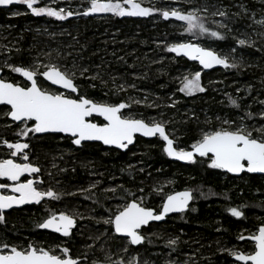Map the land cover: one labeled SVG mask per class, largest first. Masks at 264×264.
<instances>
[{
  "label": "rangeland",
  "instance_id": "374dc122",
  "mask_svg": "<svg viewBox=\"0 0 264 264\" xmlns=\"http://www.w3.org/2000/svg\"><path fill=\"white\" fill-rule=\"evenodd\" d=\"M158 1L164 3V5H162L163 8H161L162 10L177 9L186 13L195 9H200L201 11L198 12V15L212 18L217 28L229 34L232 38L231 42L226 44H216L212 41H208L206 44L194 42L185 36L186 25L184 22L177 21L175 18L171 17L165 20L160 12L158 13L157 11L144 17L125 16L129 19L150 20L149 24L146 25V28L144 27L143 30L137 27L127 28V32L124 34V38L120 43L122 46L123 42H127L126 38L133 41H139L147 37L152 38L151 44H148L151 47L148 50H144V54L149 53L148 56H145V60L148 61L149 64L155 65V72L160 81L155 84L156 82L147 79L145 74L139 75L137 72L129 76H127V74L116 73V79L112 81L111 79L103 78L99 69L90 72V67L80 61L79 56L82 55L83 52L82 46L84 43H87L88 40L85 38L87 36H85L78 27H84L89 17H107L114 15L110 13L91 14L88 16L79 15L77 13L83 12L89 5L85 7L81 6L78 0H40V6L47 5L56 9L62 7L66 11L71 10L74 15L58 23H49L47 19H42L41 22H25L26 31L30 30L32 31L31 33L34 34V39L31 40V44L36 49L30 51L26 58L17 61L15 53L21 50L24 44L23 34L26 31L20 30L12 24H1L0 69L3 71V79L21 84L23 82L22 78L18 74L11 72L8 67H5V64L16 66L39 64L41 70H43V65L49 63L57 64L61 67L66 66L68 69H73L76 72L75 82L79 86L78 91L80 95L91 98L97 102H125L130 104L131 107L124 109V115H132L136 118L142 117L146 121L155 119L164 122L170 137L175 139V146L188 151L191 150V145L201 137L203 132L219 129L220 127H228L229 125L224 124V121H235L232 127L238 124H244L249 128H260L264 126V119L261 118V113H264V73L247 80L239 78L236 74L237 69L252 70L264 66V25L258 23V21L264 20V0H219L217 3H213L212 0H201V2L200 0H137L143 7L149 8L156 5ZM17 6L19 5L14 4L9 6L13 11L10 12L8 18L25 17L26 15L32 17L34 21L36 20L37 17L31 15L24 5H21L24 6L23 10L19 9ZM204 8H207L206 12L203 11ZM218 11H225L227 14L231 13L240 17L242 19V25L233 27L224 21L222 16L218 14L216 16L212 15L213 12ZM17 12L20 14L15 15ZM163 23L168 24V27H163ZM221 24L227 25V27H219ZM165 28L172 32H176V34L169 37L170 35H168V31H165ZM95 31L96 34L99 35V39L102 43L106 44L111 42L112 38H107L108 35L106 32H101L100 34L98 29ZM112 32L114 33L109 35L119 34L121 36V32L116 28ZM240 39H244L248 42L246 45H243L244 47L253 49L258 55L253 56L243 50V46L238 44ZM189 42L210 48L220 55L228 56L229 63L235 62L238 67L225 69L220 66L213 70H206L203 69L198 62H193L186 59L183 55L177 56L175 53L167 51V47L172 44ZM232 49H235V52H233ZM119 50L123 49L119 48ZM124 56H126V54H124ZM179 57L186 59L188 63H175L174 61ZM133 63L134 62L131 63V67L136 70ZM73 66H75V68ZM83 69H87V71L83 72V75H81ZM196 71L201 72V84L205 88V91L197 92L191 96L180 92L179 88L181 87L183 77L189 76L190 78ZM92 77H95V79H92ZM43 83L49 90H58L51 87L46 82ZM121 86L123 87L121 88ZM92 89L96 92H91ZM69 95H71L72 98H76L77 96V94L74 93H70ZM232 100L236 101L238 107L231 103ZM137 101H139V103H137ZM6 112L7 111H3L0 114V138H15L18 136L17 133L23 125L15 127L14 124H11L5 114ZM253 134L257 135L256 132ZM18 137L22 138L20 136ZM33 137L34 136L30 134L27 142ZM22 139L25 142V139ZM136 146H138L137 143L128 147L126 151H119L121 153L130 154V161L125 164L123 171L126 174L130 173V176L135 180L136 184V186L133 187H126L125 185L123 187H125L128 194L132 197H143L144 204L147 205L148 192L168 194L174 191L178 184V174L173 172L163 177L159 174L157 176L155 172V177L152 176L150 166H148V160L145 159L148 151V149H146L147 147L140 145L138 148L141 150L136 149L135 151H130L131 148H137ZM158 146L162 155L170 159L163 151L164 144H159ZM66 149L67 148L64 150L68 152ZM61 153L65 152L61 151ZM60 155L61 154H57V157L54 156V160L46 169L50 172L52 170L55 172L50 175L51 177L43 180L45 191L49 189L55 191L59 195V199L52 200L45 198L44 200H48V202L50 200V202H52L50 207L46 209L49 210L50 214L53 212H65L74 216V218L78 219L79 223H81L77 235L85 244L81 247H69L71 250L70 254L74 258L79 259L80 264H119L120 261H123L124 264H129L130 260H135L137 264L190 263L189 260L191 256L186 253L187 251L182 249L180 245L182 236L179 234L167 236L160 230L151 232L144 231L145 242L139 246L143 247L139 249V251L135 250L139 247L131 246L127 240L116 241L115 244H113V241L107 236L111 235V237L115 239L113 234L107 231L108 225L102 223V226H99V228L95 226L96 223L92 225L91 219L95 218V216L96 218L98 217L95 211L88 208L86 204L71 199L73 195L83 187L69 185L59 179L58 174H60L63 167L68 164V162L63 160L62 155L61 158L58 157ZM88 163L92 166L95 162L92 161ZM161 168L162 167L159 169ZM56 169L60 171H56ZM143 172H145L146 179H142L139 176V174ZM96 176H100V174L96 172ZM118 178L119 176L112 175L109 179L115 181L118 180ZM187 178L193 181V172H190ZM102 183V180L97 177L87 184V188L93 187V185H95L94 187H99ZM112 188L115 189L114 186H109L107 190ZM140 189H143V192H141ZM160 189H162V191H159ZM7 193L11 192L6 189L3 194ZM150 198L151 196L149 199ZM122 205L123 204L117 203L116 205H112L111 208L117 210V208ZM5 217L6 216H4V220ZM103 221L104 220H102V222ZM260 224H264V220ZM253 232L255 231H250V233ZM170 240H175L176 243L171 245L169 243ZM148 241L160 242L161 245L158 249L154 247V250H149L148 246L145 245ZM3 243H5V241H0V246H2ZM8 244L10 246H18L25 249L29 244L43 248L45 245L41 240L33 238L29 240V242L19 241L18 243ZM57 246L59 245L54 244L45 250L52 249L57 255H60V246ZM125 248H127V251H124ZM244 248L247 247L230 248V251H243ZM86 250L88 251L86 252ZM179 251L181 253H179ZM218 254L221 256L224 253L221 252ZM86 255L88 256L87 258L85 257ZM227 258L233 260L232 255L222 257L221 263H216L213 257L201 258L200 260L204 261L206 264H224Z\"/></svg>",
  "mask_w": 264,
  "mask_h": 264
},
{
  "label": "snow or ice",
  "instance_id": "6c2138e0",
  "mask_svg": "<svg viewBox=\"0 0 264 264\" xmlns=\"http://www.w3.org/2000/svg\"><path fill=\"white\" fill-rule=\"evenodd\" d=\"M24 5L31 15L40 17L48 16L57 20H64L74 15L72 11L64 8H53L51 6H40V0H0V7L8 8L11 5ZM154 8L143 7L137 0H89V6L79 15L88 16L91 14L110 13L119 17H144L152 14ZM195 9L189 12H182L177 9L162 10L160 14L163 19L170 17L177 21L184 22L185 31L193 36L208 35L217 40H223L224 35L219 31H210L205 26L198 12ZM203 11H207L204 8ZM17 12L15 15H19ZM226 17L227 12H213L212 15ZM264 25V20L258 21ZM219 27H227L221 24ZM248 42L240 39L238 44L243 46ZM167 51L175 53L177 56H185L190 60L198 61L203 69H211L214 66H222L225 69L238 67L233 62L229 63V57L220 55L210 48L202 47L194 43H175L167 47ZM235 52V49H232ZM9 70L22 77L26 84L18 82H8L0 79V105L10 106L5 113L13 122L20 127L18 136L25 139V142L3 141L11 150L10 156H22L24 161H29V155L25 151L29 149L27 142L29 135L36 134H63L71 139V143L81 146L84 141H100L104 145L114 146L117 149L126 150L134 143L137 134L142 137H158L164 142V153L175 160L188 163H196V157L207 158L208 167L225 170L228 173L239 174L264 173V126L260 128H249L244 124H235V121H224L228 127H220L212 131L203 132L201 137L191 145V150H184L175 146V139L170 137L164 122L144 118H136L132 115H124L123 110L131 107L125 102L109 103L97 102L79 94V86L76 84V72L61 67L57 64H45L43 70L39 64L29 66H16L5 64ZM75 68V66H73ZM87 69H83L86 72ZM42 77V80L39 78ZM95 79V77H92ZM43 82L57 86L58 89L66 90L67 93H76V98L66 94L64 91H52L44 86ZM123 86H121L122 88ZM180 92L186 95H194L197 92H204L205 88L201 84V72L184 76L181 81ZM139 103V101H137ZM231 103L234 106L235 100ZM102 117L104 123L97 124L90 119L93 116ZM264 119V113H261ZM31 122V124H29ZM256 132L257 135L253 133ZM41 172L38 166L32 163H17L14 159L0 160V178L13 182L11 185L0 183V189H9L11 195H0V221L4 220V210L11 209L26 203L39 204L45 198L52 200L59 199V195L49 189L46 191L36 187L34 179H27L20 182V178L27 174L33 176ZM95 185H93L94 187ZM123 186H121L122 188ZM107 191L115 192L116 189ZM125 191H127L125 189ZM143 192V189H140ZM159 191H162L160 189ZM191 191L165 193L162 197L163 203L159 211L152 207L145 206L144 198H134L123 203L115 212H110L103 223L110 226L117 236L127 238L130 245L143 243L145 237L139 231L142 226H147L151 221H162L169 213L184 212L192 199ZM233 217H241L243 213L237 208L229 209ZM76 226L74 216L65 212L52 213L42 223L38 225L41 229H48L58 233L63 237H70L72 230ZM240 240H247L253 243L249 252L232 251L234 261L239 264H264V224L257 227V230L248 236H239ZM169 243L174 245L175 240ZM59 247V246H57ZM60 255L52 249L45 250L43 247H36L29 244L28 247L20 248L3 243L0 246V264H80L79 259L70 254L68 247H59ZM127 251V248L124 249ZM119 264H124L120 261ZM129 264H137L135 260H130Z\"/></svg>",
  "mask_w": 264,
  "mask_h": 264
},
{
  "label": "trees",
  "instance_id": "16d2710c",
  "mask_svg": "<svg viewBox=\"0 0 264 264\" xmlns=\"http://www.w3.org/2000/svg\"><path fill=\"white\" fill-rule=\"evenodd\" d=\"M212 1L213 3H217L219 0ZM78 2L80 3L79 5L84 7L89 5V0H78ZM162 5H164V3L158 1L152 8L161 11V8H163ZM17 7L21 10L24 9V6L21 5ZM12 11L13 9L10 7H0V25L12 24L16 28L26 31L25 22L27 23L28 21L41 22L42 19H47L49 23H58L62 21L48 16L37 17L35 21L32 17L26 15L25 17L8 18ZM160 11L157 12L159 13ZM201 18L210 31L221 32L224 35V39L217 40L208 35L197 37L186 32L185 36L188 39L202 44H206L208 41H212L216 44L231 42L232 38L229 34L217 28L212 18L204 16H201ZM222 19L233 27L242 25V19L231 13L227 14L226 17H222ZM87 20L88 22L84 27H78L81 32L87 36L85 38L88 40L87 43H84L82 46L83 52L79 57L82 63L90 67V72L99 69L103 78L111 79L112 81L116 79V73L127 74V76H129L135 72L139 75L145 74L147 79L153 80L156 82L155 84L160 81L155 72V65H151L145 60V56H148L149 53L144 54V50H148L151 47L148 44H151L152 38L147 37L139 41L126 38L127 42H123V47L120 43L124 38V34L127 32V28L137 27L143 30V28H146V25L149 24L150 20L129 19L118 16H96L89 17ZM162 26L168 27V24L163 23ZM115 28L121 32V36L119 34L109 35L114 33L112 31H114ZM96 29H98L100 34L101 32H106L108 35L107 38H112L111 42L106 44L102 43L99 39V35L96 34ZM165 31H168L169 37L176 34V32H172L167 28H165ZM31 32L30 30L24 32V44L21 50L15 53V58H17L16 61L26 58L30 51L36 49L31 44V40L34 39V34ZM119 48L123 50H119ZM242 48L253 56L258 55L249 47L243 46ZM124 54H126L127 57L124 56ZM132 62H134L133 65L136 67V70L131 67ZM174 62L182 64L188 63L187 60L182 57H179ZM262 73H264V66L252 70H236L237 76L244 80L251 79ZM91 92L95 93L96 91L92 89ZM2 112L3 108L0 107V114ZM39 141L42 143L39 150L45 163H48L51 159L54 160L53 157H57V154H61L63 160L68 162L67 166L65 165L61 173L58 174L59 179L69 185L83 187L73 195L71 198L72 200L80 201L83 204H89L91 210L105 212L108 215L110 214L109 211L113 210V208H111L112 201L117 200L118 202L124 203L135 198L125 191V187L121 188V186L124 185L126 187L136 186L135 180L132 179L130 173L126 174L123 171L125 164L130 161L129 153H121L111 148L104 149L97 144H85L80 149H72L70 151L66 149L68 150L67 152L64 149L70 146L69 139L65 138L61 140L57 136H45ZM136 143L138 146H146V149H148L147 153L145 152V159L148 160V166H150L152 176L155 177V172L157 176L159 174L163 177L173 172L177 173L178 184L175 190L189 187L194 192V207L190 213L185 216L170 218L164 224L154 225L148 229V232L160 230L167 236L172 234L181 235L182 241H180V245L182 249L187 251L186 253L191 256L189 260L190 263L187 264H206L200 259L212 257L216 263H221V258L229 255L227 251L230 250V248H241L243 245L249 248V244L239 242L238 237L242 234L245 236L247 233H250V231H254L264 220V177L246 174L241 177H232L222 171L209 168L208 162L206 161L205 164L203 161L204 159L188 165L175 163L162 155L158 145L164 143L160 139H137ZM138 146H136L137 148H131L130 151H135L136 149L141 150ZM61 151L65 153H61ZM61 155L58 157L61 158ZM92 161L95 163L91 166L88 162ZM160 167L162 168L159 169ZM56 171L60 170L56 169ZM53 172L55 171L52 170L50 174L52 175ZM96 172H98L100 176H96ZM190 172H193V181L187 178ZM112 175L119 176L118 180L111 181L109 178ZM139 176L142 179H146L145 172L139 174ZM97 177L102 180V185L100 187L87 188V184ZM109 186H114L116 191H107V187ZM148 194L149 196L146 204L149 207L159 208V200L164 194H156L153 192H148ZM150 196L151 200L149 199ZM233 207L240 209L243 215L239 218L233 217L229 212V209ZM44 211H46L45 207H34L13 212L9 215V223L5 225L0 224V241L18 243L19 241L29 242V240L33 238L41 240L44 244H56V242H61L60 237H55L52 234L37 229L38 218L41 213L44 214ZM92 223V225L95 224L94 221H92ZM95 226L99 227V225ZM107 236L113 241V244H115L116 241H120L112 238L111 235ZM67 243L70 247H81L85 244L83 240L78 237L77 233H75L71 239L67 240ZM145 245L148 246L149 250H154V247L158 249L161 244L160 242L148 241ZM141 248L143 247H139L135 250L139 251ZM87 251L88 250H86V252ZM221 252L224 254L220 256L218 253ZM179 253L181 252L179 251ZM225 261L224 264H237L233 260H230V258L225 259Z\"/></svg>",
  "mask_w": 264,
  "mask_h": 264
},
{
  "label": "flooded vegetation",
  "instance_id": "af4514ba",
  "mask_svg": "<svg viewBox=\"0 0 264 264\" xmlns=\"http://www.w3.org/2000/svg\"><path fill=\"white\" fill-rule=\"evenodd\" d=\"M22 78V77H21ZM40 79H42V77L40 78ZM22 84H26L27 83V81H25L23 78H22ZM8 82H11V81H8ZM47 83V82H46ZM48 84V83H47ZM52 87V86H51ZM54 88V87H53ZM57 89V88H56ZM59 90V89H58ZM68 94H70V93H68ZM71 94H73V93H71ZM1 108H3V111H8L9 110V108H6V107H1ZM7 118H8V121L11 123V124H14L15 125V127H18L17 126V123L16 122H13V121H11L10 120V118L7 116ZM93 119H95V120H93ZM92 121L94 122V123H97V124H102L103 122L101 121V119H98V118H92ZM29 124H31V122H29ZM14 127V128H15ZM45 136H57V137H59V139H65V137H63V136H61V135H58V134H47V135H40V134H36L33 138H30L29 139V144H30V147H29V149H27V150H25L27 153H28V155H29V161H24L23 159H22V156L21 155H18L17 157H11L10 156V152H11V150L10 149H8L7 147H6V145H4L3 144V141L4 140H7L8 142H17V141H19V142H24V140L22 139V138H19L18 136L17 137H15V138H10V137H8V138H6V139H4V138H0V160H2V159H8V158H12V159H14L15 160V162H17V163H32L33 165H35V166H38L40 169H41V172L40 173H38V174H34L33 176H28L27 174H25L24 176H22L21 178H20V182H25L27 179H34V180H36V181H43V180H45V179H47V178H49V177H51L50 175V171H48V170H46L48 167H49V165L51 164V162L53 161V160H50L48 163H45L44 161H43V157H42V155H41V152H40V150H39V148H40V146H41V141H39V140H41L43 137H45ZM67 139H69V141H70V146L69 147H67V149L68 150H72V149H80V148H82L85 144H97V145H99L101 148H106V149H108L107 147H105L104 145H102V144H100V143H83L81 146H76V145H73L72 143H71V139L70 138H67ZM137 139H141V138H137ZM154 139H159L158 137H156V138H154ZM154 139H152V140H154ZM144 140H146V139H144ZM137 141V140H136ZM162 141V140H161ZM163 142V141H162ZM164 143V142H163ZM111 149H114V150H117V151H121V150H118V149H115V148H111ZM204 159V160H203ZM170 160H172L171 158H170ZM196 160H197V162L198 161H200V160H203L204 161V163L206 164V161L209 163V161H208V159L207 158H200V157H196ZM173 161V160H172ZM175 162V161H174ZM175 163H179V162H175ZM179 164H182V165H188V164H194V163H179ZM211 169H213V168H211ZM214 170H219V171H222L223 173H225V174H227V175H229V176H232V177H241V176H243V175H250V174H247V173H243V174H241V175H232V174H229V173H227V172H225V171H223V170H221V169H214ZM0 183H7V184H9V185H11L13 182H11V181H7L6 179H4V178H0ZM44 183V182H43ZM43 183H37L36 184V187H38L40 190H42V191H45V189H44V185H43ZM100 187V186H99ZM4 190V191H3ZM5 190L6 189H0V195H11L12 193H7V194H3V192H5ZM9 192H10V190L9 189H7ZM185 190H188V191H191V193H192V202H191V204H190V206H189V208H188V210L186 211V212H183V213H180V214H177V215H174V216H171V217H168L167 218V220L166 221H164L163 223H150L148 226H145L144 228H142V230L140 231L141 232V234L144 236V231H148V229L150 228V227H152V226H154V225H158V224H164V223H166L167 221H168V219H170V218H173V217H175V216H185L186 214H188V213H190L191 212V210H192V208L194 207V192L189 188V187H185V188H183V189H179V190H174V191H172V192H170V193H168V194H171V193H174V192H182V191H185ZM3 191V192H2ZM49 202H50V200H49ZM48 202V200H42L39 204H36V203H26V204H23V205H21V206H19L18 208H12V209H6V210H4V216H6L5 217V220H3V221H0V224H6V223H9L10 222V218H9V215H11L13 212H16V211H21V210H26V209H31V208H34V207H45L46 209H48V207H50V204L52 203V202H50L49 203ZM159 202H160V207L159 208H154V207H152V208H154V209H156L157 211H159L160 210V208H161V205H162V203H163V199L161 198L160 200H159ZM117 203H119V204H123L122 202H118L117 200H115V201H112L111 202V205H116ZM125 203V202H124ZM86 206L88 207V208H91V206H89V204H86ZM145 206H148V205H145ZM149 207V206H148ZM109 210V209H108ZM107 210V211H108ZM238 210H240V209H238ZM95 211V210H94ZM116 211V209H114V210H110L109 211V213L110 212H115ZM96 213V215H98V217L97 218H99V219H97L96 218V216H95V218H92L91 219V222L92 221H94L95 223H96V225H99V226H102V220H104V219H107L108 218V216H109V214L107 215L105 212H97V211H95ZM53 213H55V212H53ZM57 214H59V213H57ZM44 215V216H43ZM51 214H50V212H49V210H46V211H44V214L43 213H41L40 214V217L38 218V225L40 224V223H42L46 218H48L49 216H50ZM75 220H76V226L73 228V230H72V235L70 236V237H63L62 235H60V234H58V233H54V232H51L50 230H46V229H41V228H39V227H37V229L38 230H40V231H43V232H47V233H49V234H52V235H54L55 237H60L61 238V242H56V245L58 244L60 247H70L69 246V244L67 243V240H69V239H71V237L75 234V233H77L79 230V227H80V225H81V223H79V221H78V219H76L75 218ZM100 222V223H99ZM109 227V228H108ZM108 227H107V231H110V233L111 234H113V236L115 237V239H118V240H120V241H126L127 240V238H123V237H121V236H117L115 233H114V231H112V230H110V226L108 225ZM99 228V227H98ZM257 230V228L254 230V231H256ZM243 235V234H242ZM249 235V233H247L245 236H248ZM144 242H145V239H144ZM144 242L142 243V244H144ZM239 242H245V243H247V244H249V249H243V252H249V251H251L252 250V247H253V243L251 242V241H247V240H240L239 239ZM142 244H140L139 246H141ZM52 245H54V243H46L45 244V246H44V249H47L49 246H52ZM131 246H133V247H139V246H134V245H131ZM242 247H244V245L242 246ZM231 250V249H230ZM230 250H228V252H229V255H231L230 254ZM86 257H88L87 255H86ZM233 259V261H234V258H232ZM234 262H236V261H234ZM236 263H238L239 264V262H236Z\"/></svg>",
  "mask_w": 264,
  "mask_h": 264
},
{
  "label": "water",
  "instance_id": "95a60500",
  "mask_svg": "<svg viewBox=\"0 0 264 264\" xmlns=\"http://www.w3.org/2000/svg\"><path fill=\"white\" fill-rule=\"evenodd\" d=\"M195 44V43H194ZM185 57V56H184ZM186 59H188L187 57H185ZM188 60H190V59H188ZM191 61H193V62H198V61H195V60H191ZM199 63V62H198ZM201 66V65H200ZM220 66L219 65H217V66H214L213 68H211V69H209V70H213V69H216V68H219ZM207 70V69H206ZM0 79H3V71L0 69ZM50 86H52V85H50ZM52 87H54V88H57V86H52ZM58 89V88H57ZM60 91H64V92H66V90H63V89H59ZM67 93V92H66ZM74 94H76V93H74ZM0 107H6V108H9L10 106H7V105H0ZM124 111V110H123ZM92 118H98V119H101V121L104 123V121H103V118L102 117H98V116H93V117H91L90 119L92 120ZM11 120V119H10ZM93 122V121H92ZM40 135H47V134H40ZM58 135H61V136H63V137H65V138H69V137H66V136H64L63 134H58ZM137 138H141V139H146V140H152V139H154V138H156V137H151V138H147V137H142V136H139V134H137V136L135 137V140H134V143L133 144H131V145H129L128 147H131V146H133L135 143H136V140H137ZM83 143H100V144H102V145H104L102 142H100V141H84V142H82V144ZM105 147H107V148H115L114 146H108V145H104ZM115 149H117V148H115ZM118 150H121V149H118ZM121 151H126V150H121ZM190 151V150H189ZM198 157V156H197ZM173 161H175V162H179V163H188V162H184V161H179V160H175V159H173V158H171ZM223 171H225V170H223ZM226 172V171H225ZM228 173V172H227ZM243 173H247V172H241V173H239V174H233V173H229V174H232V175H241V174H243ZM247 174H250V175H255V176H259V177H264V173H247ZM191 202H192V199L190 200V202H189V205H188V208H189V206H190V204H191ZM19 206H21V205H19ZM19 206H13L12 208H18ZM11 208V209H12ZM188 208L184 211V212H186L187 210H188ZM183 213V212H182ZM177 214H180V212H174V213H169L165 218H164V220H162V221H151L150 223H163L164 221H166L167 220V218L168 217H171V216H174V215H177ZM149 223V224H150ZM148 226V225H147ZM145 226H142V228H144ZM142 228L139 230V231H141L142 230ZM46 230H48V229H46ZM51 231V230H50ZM52 232V231H51ZM123 238H125V237H123ZM144 242V241H143ZM142 244V243H141ZM140 245V244H139ZM139 245H134V246H139Z\"/></svg>",
  "mask_w": 264,
  "mask_h": 264
}]
</instances>
